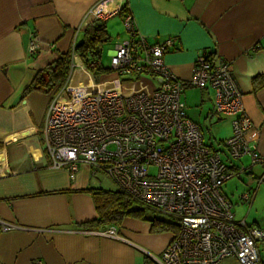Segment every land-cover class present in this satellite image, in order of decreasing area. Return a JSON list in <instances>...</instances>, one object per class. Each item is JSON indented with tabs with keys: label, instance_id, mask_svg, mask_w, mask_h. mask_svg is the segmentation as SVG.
Returning <instances> with one entry per match:
<instances>
[{
	"label": "crops",
	"instance_id": "obj_1",
	"mask_svg": "<svg viewBox=\"0 0 264 264\" xmlns=\"http://www.w3.org/2000/svg\"><path fill=\"white\" fill-rule=\"evenodd\" d=\"M101 1L0 0V223L16 226L0 229V264H156L150 255L159 257L171 238L170 231H153L149 220L135 216L108 224L123 239L76 232L103 227L84 226L98 216L95 200L84 191L95 187V175L86 164L74 179L65 168L50 166L41 129L54 92L24 93L37 71L85 38L86 27L97 20L89 12ZM124 4L148 42L172 39L163 59L179 78L192 75L200 54L230 62L243 109L252 121L246 138L264 154V85L254 82L264 75V0H106L104 7L111 15L103 20L109 41L111 34L116 36L114 46L126 37L118 13ZM32 36L39 43L36 52L29 51ZM72 63V82L94 77L77 54ZM190 88L196 87H185L181 94L184 103L183 94ZM200 92L196 123L201 130V125L213 128L214 145L206 143L204 135L203 141L227 160L223 141L231 133L230 119L213 114L210 90ZM205 101L209 107L204 108ZM231 163L233 169L248 167L250 158L245 155ZM261 177L264 165L254 164L245 174L227 180L222 192L235 220L264 229ZM243 192L253 194L250 203L240 201ZM257 247L264 264V240ZM218 264L239 263L228 257Z\"/></svg>",
	"mask_w": 264,
	"mask_h": 264
},
{
	"label": "built area",
	"instance_id": "obj_2",
	"mask_svg": "<svg viewBox=\"0 0 264 264\" xmlns=\"http://www.w3.org/2000/svg\"><path fill=\"white\" fill-rule=\"evenodd\" d=\"M105 3H97L90 15L97 20L110 16ZM122 23L126 37L110 57L109 70L117 74L74 83L71 63L65 83L53 90L41 129L50 166L65 168L74 179L86 164L92 175L103 173L139 202L174 218L176 230L159 257L149 254L156 264H218L228 257L239 264H262L257 244L264 240V229L235 220L222 192L230 178L264 165V154L246 138L252 121L230 62L200 54L192 75L183 80L163 59L171 38L148 42L129 11ZM38 48L32 36L29 51ZM89 67H102L100 59ZM119 75L135 78L127 84ZM185 87L210 90L213 114L230 119L231 133L223 141L227 160L203 141L200 126L187 116L181 99ZM245 155L250 165L233 169L231 161ZM252 195L243 192L240 201L250 203ZM14 228L0 223L1 231ZM76 232L123 239L112 225Z\"/></svg>",
	"mask_w": 264,
	"mask_h": 264
},
{
	"label": "trees",
	"instance_id": "obj_3",
	"mask_svg": "<svg viewBox=\"0 0 264 264\" xmlns=\"http://www.w3.org/2000/svg\"><path fill=\"white\" fill-rule=\"evenodd\" d=\"M126 12L128 10L124 4L118 13L123 16ZM109 39L104 20L98 19L89 24L85 29V38L76 43L71 50L62 53L57 59L37 71L24 93L33 90L50 93L55 88L61 87L68 77L75 54L80 57L85 67L93 73L95 79H98L101 73L106 72V69L103 66L91 68L89 64L96 59H100L101 47ZM254 82L257 87L264 85V75L256 76ZM84 191L92 195L98 213L94 220L84 224L87 228L104 227L108 224L119 223L125 216H135L149 220L153 231L176 230L177 224L174 218L166 219L149 215L145 208L152 211L156 210L139 202L126 191L117 187L112 190L101 187H88Z\"/></svg>",
	"mask_w": 264,
	"mask_h": 264
},
{
	"label": "rangeland",
	"instance_id": "obj_4",
	"mask_svg": "<svg viewBox=\"0 0 264 264\" xmlns=\"http://www.w3.org/2000/svg\"><path fill=\"white\" fill-rule=\"evenodd\" d=\"M112 39L108 42H105L102 47H101V62H102V66L106 69V72L104 74H110L109 76H113L117 73H114L113 71L109 70L110 68V57H109V51L114 47V40L116 38V36L114 34H111ZM100 78H107L106 76H100ZM120 79V82L122 83H127L130 84L135 76H127V75H119L118 77ZM201 88H190L187 89L184 94H183V99L185 101V109H186V113L187 116L194 122L198 121V114L200 111V100L202 99L201 97V92H200ZM209 107V103L207 101H205V107ZM202 108V107H201ZM199 122V121H198ZM202 126V130H203V135H204V140L206 143L212 142L210 137L212 136V134L214 133L213 128H206L205 126ZM212 145H214V143L212 142ZM92 183L95 187H101L103 189H115L116 185L114 184V182L108 178L106 175H104L103 173H97L93 179H92ZM146 212L151 215V216H156V217H161V218H166V219H172L170 216L158 212V211H152L149 209H146Z\"/></svg>",
	"mask_w": 264,
	"mask_h": 264
}]
</instances>
